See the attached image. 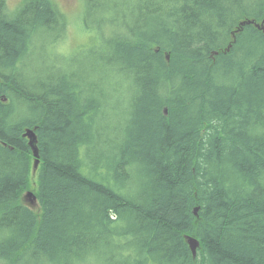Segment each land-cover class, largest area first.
Wrapping results in <instances>:
<instances>
[{
    "label": "trees",
    "instance_id": "16d2710c",
    "mask_svg": "<svg viewBox=\"0 0 264 264\" xmlns=\"http://www.w3.org/2000/svg\"><path fill=\"white\" fill-rule=\"evenodd\" d=\"M90 18L102 47L68 60L87 45L53 1L0 0V264H264V32L232 34L264 0H84Z\"/></svg>",
    "mask_w": 264,
    "mask_h": 264
},
{
    "label": "rangeland",
    "instance_id": "374dc122",
    "mask_svg": "<svg viewBox=\"0 0 264 264\" xmlns=\"http://www.w3.org/2000/svg\"><path fill=\"white\" fill-rule=\"evenodd\" d=\"M23 1L24 0H7L8 8L10 10H14ZM51 1H53L55 3V5L59 8V10L61 12H63L69 20V27H68L69 39H67L68 46H73V47H71V49H75L77 47L87 45V46H84L85 48L83 47L84 50H81L82 52L77 53V54L74 51H71V53L65 52V56L68 58V60L70 58L78 57L80 55V62H81L83 60V57H85L87 55V53L89 52L90 48L93 47L95 49L97 46V44L92 43L94 41L92 37L95 36L97 39V36H98L97 31H95V33H93V28L97 27L98 22H96L95 19L90 18V20L88 22V24H89L88 26L91 27L92 31L90 33H86L84 31H79V29L77 30L75 27L78 28V26H79V24H77V21H78L79 15H81V13L83 12L84 0H51ZM99 44H101V42H99ZM101 47L98 46L96 49H100ZM83 48H81V49H83ZM113 99H114V97H111V103L115 104V101H112ZM117 100H118V98H117ZM106 115H107V117L109 115V121L107 123H109L110 126L115 124L116 121L121 122L122 125H124L126 123L127 116L120 114L119 112H110V110H109L108 112H106ZM106 120H103L101 122L102 127L107 126ZM38 167L39 166H37V168H34L33 164L31 166L30 174H29L30 191L31 190L33 191L36 188Z\"/></svg>",
    "mask_w": 264,
    "mask_h": 264
},
{
    "label": "water",
    "instance_id": "95a60500",
    "mask_svg": "<svg viewBox=\"0 0 264 264\" xmlns=\"http://www.w3.org/2000/svg\"><path fill=\"white\" fill-rule=\"evenodd\" d=\"M249 24L254 25L256 28H258L264 32V18L260 22H258L256 19L245 18L239 22L237 28L234 30V32L232 34L234 35L236 32H239L243 28V26L249 25ZM24 136L27 137L28 145L32 150V154L34 157V163H33L34 168H37V166L39 164V154H38V148L36 145V142H37L36 135H35L33 130L26 129ZM23 200L26 204H28L31 207H35L37 204L36 196L31 191H27L24 194ZM197 211H198V207H195L194 212L196 213ZM185 239H186V242H187L192 254L195 256L196 255V249L199 246V240L196 239L195 237L191 236V235H185Z\"/></svg>",
    "mask_w": 264,
    "mask_h": 264
},
{
    "label": "bare ground",
    "instance_id": "6f19581e",
    "mask_svg": "<svg viewBox=\"0 0 264 264\" xmlns=\"http://www.w3.org/2000/svg\"><path fill=\"white\" fill-rule=\"evenodd\" d=\"M238 26V25H237ZM26 131V130H25ZM28 141V140H27ZM34 165V164H33Z\"/></svg>",
    "mask_w": 264,
    "mask_h": 264
}]
</instances>
